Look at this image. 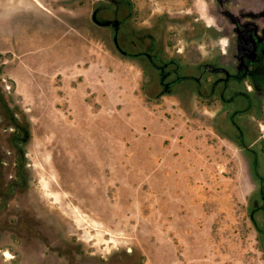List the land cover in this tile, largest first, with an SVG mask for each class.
Segmentation results:
<instances>
[{
	"label": "rangeland",
	"instance_id": "374dc122",
	"mask_svg": "<svg viewBox=\"0 0 264 264\" xmlns=\"http://www.w3.org/2000/svg\"><path fill=\"white\" fill-rule=\"evenodd\" d=\"M35 1L0 0V79L29 120L23 175L4 143L0 182L19 184L21 205L86 259L264 264L252 155L219 123L220 107L159 96L144 58L124 55L112 28L94 22L96 0ZM183 15L134 12L120 43L134 53L128 40L149 29L167 57L181 54L178 39L188 54L197 30ZM222 45L213 37V52Z\"/></svg>",
	"mask_w": 264,
	"mask_h": 264
},
{
	"label": "flooded vegetation",
	"instance_id": "af4514ba",
	"mask_svg": "<svg viewBox=\"0 0 264 264\" xmlns=\"http://www.w3.org/2000/svg\"><path fill=\"white\" fill-rule=\"evenodd\" d=\"M155 10L187 13L180 23L197 30L191 54L177 48L178 39L175 52L181 54L167 57L164 43L149 29L128 40L134 53L121 45L120 31L118 45L126 56L144 58L148 74L155 71L159 96L192 93L227 116V122L222 117L219 123H229L232 137L252 155L257 195L251 198L250 217L264 248V0H96L92 18L114 33L113 20L118 19L121 30L134 12ZM213 37L223 44L220 51H212ZM21 203L19 184L0 182V264H123L86 259L83 250L66 245L28 202Z\"/></svg>",
	"mask_w": 264,
	"mask_h": 264
},
{
	"label": "trees",
	"instance_id": "16d2710c",
	"mask_svg": "<svg viewBox=\"0 0 264 264\" xmlns=\"http://www.w3.org/2000/svg\"><path fill=\"white\" fill-rule=\"evenodd\" d=\"M1 74V70H0ZM9 128L14 129L7 132ZM29 135V120L21 106L14 104L6 85L0 79V172L4 168V151L2 146L10 143L16 153L13 164L17 167V173L23 175L26 166L25 144ZM252 206H254L252 202Z\"/></svg>",
	"mask_w": 264,
	"mask_h": 264
},
{
	"label": "water",
	"instance_id": "95a60500",
	"mask_svg": "<svg viewBox=\"0 0 264 264\" xmlns=\"http://www.w3.org/2000/svg\"><path fill=\"white\" fill-rule=\"evenodd\" d=\"M112 24L114 25L115 29H114V33H113V37H114V42L117 46V48L123 52L126 53L124 51H122V49L120 48V46L118 45V40H117V36H118V31H119V26H120V22L118 21V19H115L112 21ZM105 25H110V22H107Z\"/></svg>",
	"mask_w": 264,
	"mask_h": 264
},
{
	"label": "crops",
	"instance_id": "0c3cea01",
	"mask_svg": "<svg viewBox=\"0 0 264 264\" xmlns=\"http://www.w3.org/2000/svg\"><path fill=\"white\" fill-rule=\"evenodd\" d=\"M7 256L10 257V254L8 253Z\"/></svg>",
	"mask_w": 264,
	"mask_h": 264
}]
</instances>
